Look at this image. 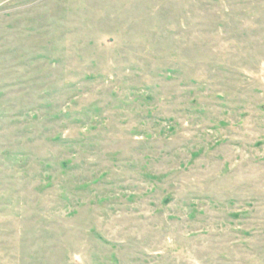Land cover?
I'll return each mask as SVG.
<instances>
[{
    "label": "rangeland",
    "instance_id": "1",
    "mask_svg": "<svg viewBox=\"0 0 264 264\" xmlns=\"http://www.w3.org/2000/svg\"><path fill=\"white\" fill-rule=\"evenodd\" d=\"M0 264H264V0H0Z\"/></svg>",
    "mask_w": 264,
    "mask_h": 264
}]
</instances>
